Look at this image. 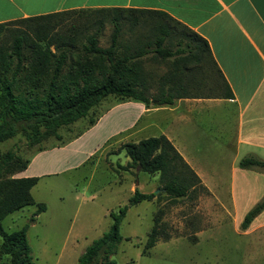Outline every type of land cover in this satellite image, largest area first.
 <instances>
[{"label": "trees", "instance_id": "1", "mask_svg": "<svg viewBox=\"0 0 264 264\" xmlns=\"http://www.w3.org/2000/svg\"><path fill=\"white\" fill-rule=\"evenodd\" d=\"M74 10L77 11L72 12L89 10L102 17L111 15L109 19L113 28L108 46L98 45L97 30L86 35L80 42V49L73 52L74 37L71 34L51 33L54 26L51 19L71 10L0 23V142L20 132L24 133L28 145L51 138L59 140L60 128L86 117L92 107L109 94L119 101L138 100L146 106L170 105L179 97L232 96L207 42L165 13L136 8ZM124 14L131 21H135L133 15L137 14L164 17L183 29L175 30L168 21H158L146 32L133 37L129 35L124 40L120 23ZM16 23L24 26L8 27ZM98 23L102 25V20ZM174 37L175 49H172ZM5 41L10 42L6 44ZM149 53H152L151 58L169 62L165 74L158 77L156 84L143 68V57ZM69 56L72 57L70 63ZM192 63L196 65L190 67ZM153 87L157 90L149 91ZM94 120L90 119L89 125ZM120 151L128 161L125 164L117 162L115 167L110 165L118 175L130 168L157 174L162 183L161 190L171 198L186 197L189 192L197 195L206 192L199 177L162 134L124 142L112 153ZM28 160L12 150L0 151V255L8 256L9 264H36L26 231L46 209V204L35 201L30 193L38 178L6 175L24 170ZM238 166L264 168V161L246 156L239 159ZM159 195L155 191L142 192L134 187L126 203L109 211L111 222L108 228L81 251L76 264H115L113 255L119 244L132 239L120 233V224L127 210L142 201L150 202L154 197L159 200ZM28 205H34L35 209L27 223L16 230H5L2 219ZM263 209L264 197L244 214L240 230H245ZM162 213L158 208L153 214L142 252L159 240L167 241L172 237L162 220ZM194 232L187 235L192 242L196 241Z\"/></svg>", "mask_w": 264, "mask_h": 264}, {"label": "crops", "instance_id": "2", "mask_svg": "<svg viewBox=\"0 0 264 264\" xmlns=\"http://www.w3.org/2000/svg\"><path fill=\"white\" fill-rule=\"evenodd\" d=\"M96 8L156 10L184 25L207 42L232 96L179 97L159 106L114 99L87 128L78 131L71 124L63 129L66 133H61V139L32 152L16 176L38 178L31 195L42 178L69 172L80 177L82 170L87 184L97 176L100 180L95 186L111 188L124 180L108 166L106 154L124 142L162 134L199 177L206 188L203 194L226 217L219 224L232 220L236 227L264 197V168L238 166L246 156L264 161V0H0V23ZM214 112L228 116V127L213 119ZM207 210V215L217 214ZM200 230L197 226L196 232ZM254 232V240L237 249L245 264L264 259V209L245 230L238 231L243 235Z\"/></svg>", "mask_w": 264, "mask_h": 264}, {"label": "rangeland", "instance_id": "3", "mask_svg": "<svg viewBox=\"0 0 264 264\" xmlns=\"http://www.w3.org/2000/svg\"><path fill=\"white\" fill-rule=\"evenodd\" d=\"M133 16L135 21L129 20L125 14L120 17L121 37L124 40L129 35L133 37L137 33L146 32L153 23L158 21H168L175 30L183 29L164 17L146 14ZM109 17L111 15L102 17L101 14L89 10L80 12L71 10L67 14L51 19L52 22L54 21V26L50 32L71 34L74 37V52L80 49V42L84 41L86 35L99 30L98 45L106 47L110 43L113 28ZM100 19L102 25L98 23ZM23 26V23H16L8 27ZM171 41V48L175 49L176 38L174 37ZM151 55L152 53H149L143 57V68L155 81L160 75L165 74L169 62L158 57L151 58ZM71 59L72 57L69 56L68 63ZM195 65L192 63L190 67ZM156 90L157 88L153 87L149 91ZM114 99L116 97L112 94L105 96L92 107L86 117L72 124L75 126L74 130L79 128L78 131H80L87 128L89 120L95 119L106 110ZM213 119L218 123L223 122L228 127V116L223 115L222 112H214ZM123 122V120L119 121L118 125ZM63 129L64 127L59 129L60 133H66ZM108 129L107 125L105 130ZM225 130L229 135L228 129ZM53 141L54 139H49L39 144L28 145L24 133L20 132L0 142V151L12 150L22 159L30 158V154L37 148L48 146ZM116 149L106 154L109 167L110 165L115 167L117 162L125 164L128 161L121 151L112 153ZM18 173L12 172L6 175L16 176ZM84 173L85 170H82L80 177L76 172L45 177L33 188V197L47 205L46 211L41 212L26 231L36 264H76L81 251L108 228L111 222L109 211L116 210L118 205L126 203L134 187L142 192L160 193L159 200L154 197L150 202L142 201L129 207L120 224V233L123 237L130 236L132 239L123 240L119 244L117 253L113 255L115 264H245L238 253V247L245 246V242L253 241L257 233L247 235L238 233V231L241 232L239 224L234 227L232 220L219 224L220 221L226 220V217L217 212L218 205L215 201L204 194L197 195L189 192L186 197L171 198L161 190L162 183L158 180L157 174H148L137 168L120 171L119 176L123 177L124 182L102 189L94 185L100 177L96 176L90 184H87L82 180ZM158 208L163 212L162 220L167 224V231L172 234V237L167 241L159 240L153 247L142 252L146 234L152 225V216ZM207 208L217 214L207 215ZM34 209L35 207L28 206L9 214L1 222L3 228L7 231L21 228L27 223ZM197 226L201 229L199 232H196ZM208 226L210 228H207ZM193 230L195 242L187 237L188 234L193 233ZM244 256L248 257L245 254ZM251 259L254 260V258ZM254 261L255 263L251 264H264V259ZM0 264H9L8 256L0 255Z\"/></svg>", "mask_w": 264, "mask_h": 264}, {"label": "water", "instance_id": "4", "mask_svg": "<svg viewBox=\"0 0 264 264\" xmlns=\"http://www.w3.org/2000/svg\"><path fill=\"white\" fill-rule=\"evenodd\" d=\"M156 193V192H155Z\"/></svg>", "mask_w": 264, "mask_h": 264}]
</instances>
